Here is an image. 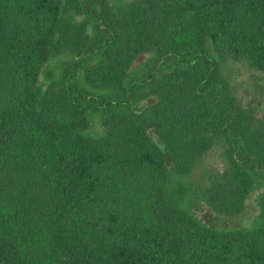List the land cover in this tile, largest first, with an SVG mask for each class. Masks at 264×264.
<instances>
[{
	"label": "trees",
	"instance_id": "obj_1",
	"mask_svg": "<svg viewBox=\"0 0 264 264\" xmlns=\"http://www.w3.org/2000/svg\"><path fill=\"white\" fill-rule=\"evenodd\" d=\"M230 61L264 74V0H0V264H264V119ZM257 187L250 227L196 215Z\"/></svg>",
	"mask_w": 264,
	"mask_h": 264
},
{
	"label": "rangeland",
	"instance_id": "obj_2",
	"mask_svg": "<svg viewBox=\"0 0 264 264\" xmlns=\"http://www.w3.org/2000/svg\"><path fill=\"white\" fill-rule=\"evenodd\" d=\"M80 20L84 18H79ZM149 57H145V62ZM61 60H65L64 57ZM59 61L53 62L48 69H56ZM139 62L135 65L136 70L140 69L143 65ZM223 79L230 88L232 94L244 105H252L256 107L258 116L264 119V74L249 69L247 65L239 64L235 62H228L223 69ZM147 102H143L141 106L146 105ZM93 131L102 134L103 128L101 121L98 117L92 119ZM224 149L221 147H215L207 157L206 166L210 170L222 171L225 167L224 163ZM201 175V171H197L194 179H198ZM262 189L257 187L252 193L247 203L245 214L241 217L226 219L221 218L210 211L207 207L202 210L196 211V215L206 224L211 226L220 227L221 229H244L252 226L259 214L258 201L261 197Z\"/></svg>",
	"mask_w": 264,
	"mask_h": 264
}]
</instances>
